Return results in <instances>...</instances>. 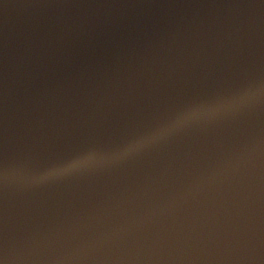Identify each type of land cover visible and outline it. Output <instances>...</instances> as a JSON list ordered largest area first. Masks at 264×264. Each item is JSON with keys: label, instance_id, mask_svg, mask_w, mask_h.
<instances>
[{"label": "water", "instance_id": "water-1", "mask_svg": "<svg viewBox=\"0 0 264 264\" xmlns=\"http://www.w3.org/2000/svg\"><path fill=\"white\" fill-rule=\"evenodd\" d=\"M89 0H0V206L32 143Z\"/></svg>", "mask_w": 264, "mask_h": 264}, {"label": "snow or ice", "instance_id": "snow-or-ice-1", "mask_svg": "<svg viewBox=\"0 0 264 264\" xmlns=\"http://www.w3.org/2000/svg\"><path fill=\"white\" fill-rule=\"evenodd\" d=\"M221 103H225V102H221ZM151 132L146 133L145 136H150ZM77 164L76 161L70 159L58 164H55L54 166H58L60 168H64V169H71L73 167H75ZM6 255H5V245H4V241L2 236H0V264H4V259H5Z\"/></svg>", "mask_w": 264, "mask_h": 264}]
</instances>
